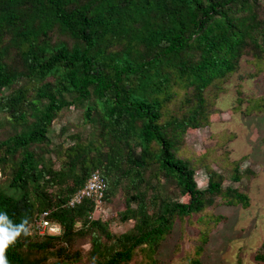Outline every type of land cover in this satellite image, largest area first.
Returning a JSON list of instances; mask_svg holds the SVG:
<instances>
[{"label": "trees", "instance_id": "obj_1", "mask_svg": "<svg viewBox=\"0 0 264 264\" xmlns=\"http://www.w3.org/2000/svg\"><path fill=\"white\" fill-rule=\"evenodd\" d=\"M247 57L263 71L264 0H0V211L32 229L50 210L62 228L19 237L6 249L9 264H160L178 221L249 208L248 193L226 185L229 169L234 183L244 174L241 162L221 163L224 143L197 157L186 140L211 125ZM248 103L263 112L264 97ZM71 108L91 132L68 145L65 126L54 144V122ZM94 172L107 182L105 207L124 199L115 220L133 224L126 232L90 218L91 200L66 206ZM203 252L189 264H204ZM255 261L264 263V243Z\"/></svg>", "mask_w": 264, "mask_h": 264}, {"label": "rangeland", "instance_id": "obj_2", "mask_svg": "<svg viewBox=\"0 0 264 264\" xmlns=\"http://www.w3.org/2000/svg\"><path fill=\"white\" fill-rule=\"evenodd\" d=\"M257 71L256 65L248 57L244 58L240 70L226 84L225 92L217 100L219 112L212 117L211 125L190 132L186 138L187 155L195 152L197 157L224 143L217 155L223 157L225 151L230 154L227 162L222 160L221 163L241 162L240 172L244 174L239 183H234L229 169L226 171V185L246 191L251 199L250 207L221 206L187 221H178L157 255L160 264H189L198 246H204L201 257L204 264H257L255 254L264 243V108L261 109L263 112L257 113L248 103L252 96L264 97V69L260 73ZM239 91L246 98L242 104L238 102ZM65 126H68V131L63 139H68V145L73 143L69 140L70 135L80 133L88 136L91 132V128L83 124L82 112L71 108L54 122L50 134L54 144L60 142L58 135ZM55 168L59 169L58 163ZM214 168L221 171L215 165ZM248 170L255 175L251 177ZM196 181L200 188L207 187L208 178L204 170L196 173ZM175 192L176 197L178 192ZM124 207V199L119 195L97 216L102 220L110 219L113 232L124 233L133 226L132 223L115 220L116 214ZM217 216H224L226 220L215 225ZM203 233L209 234L206 245L201 242ZM79 246L85 252L90 250L89 243L81 242Z\"/></svg>", "mask_w": 264, "mask_h": 264}, {"label": "built area", "instance_id": "obj_3", "mask_svg": "<svg viewBox=\"0 0 264 264\" xmlns=\"http://www.w3.org/2000/svg\"><path fill=\"white\" fill-rule=\"evenodd\" d=\"M107 190V182L99 172L92 173L85 185L75 192L67 201L68 208L76 207L85 200H91L94 203L95 211L90 218H94L104 211V198ZM51 211L47 210L40 213L32 225V234L35 237L59 236L62 228L58 223L51 220Z\"/></svg>", "mask_w": 264, "mask_h": 264}, {"label": "clouds", "instance_id": "obj_4", "mask_svg": "<svg viewBox=\"0 0 264 264\" xmlns=\"http://www.w3.org/2000/svg\"><path fill=\"white\" fill-rule=\"evenodd\" d=\"M30 236L31 228L27 218L14 222L5 211H0V264H9L6 249L21 236Z\"/></svg>", "mask_w": 264, "mask_h": 264}]
</instances>
